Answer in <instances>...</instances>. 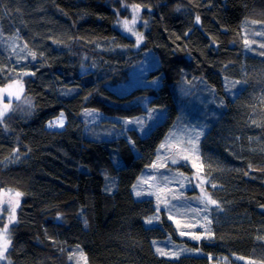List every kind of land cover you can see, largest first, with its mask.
<instances>
[{
	"label": "trees",
	"instance_id": "trees-1",
	"mask_svg": "<svg viewBox=\"0 0 264 264\" xmlns=\"http://www.w3.org/2000/svg\"><path fill=\"white\" fill-rule=\"evenodd\" d=\"M131 6L146 28L138 50L114 27ZM145 52L158 57L152 76L163 84L119 93ZM263 55L264 0H0V87L22 80L34 104L30 116L0 122V193L21 194L0 264H71L77 248L88 264L264 263ZM84 58L96 66L81 74ZM201 90L216 108L200 153L219 207L195 245L203 256L169 260L152 241L176 238L173 224L147 228L154 202L132 188ZM146 100L166 112L148 136L85 133L87 110L131 119L147 114ZM61 113L65 127L49 128Z\"/></svg>",
	"mask_w": 264,
	"mask_h": 264
},
{
	"label": "rangeland",
	"instance_id": "rangeland-1",
	"mask_svg": "<svg viewBox=\"0 0 264 264\" xmlns=\"http://www.w3.org/2000/svg\"><path fill=\"white\" fill-rule=\"evenodd\" d=\"M129 8L131 12L130 16L119 19L115 22L114 27L133 39L135 43L133 48L134 50H138L144 42L146 28L140 27L142 22V18L140 17L142 10L140 7L131 6ZM125 20L128 21L127 27L123 23ZM133 33L143 37L139 43V47L136 46L137 35ZM11 43L17 47L20 46L18 45L20 43L16 40ZM249 46H252L251 42H249ZM12 48L15 52L19 50L16 47ZM158 65L160 66L158 57L152 52H145L144 59L131 70L128 82L117 85L115 90L124 94L140 86L159 88L163 84L162 75L152 76V73L155 72ZM95 66L94 62L84 58L80 72L81 74H85L93 70ZM9 84L12 85L11 88H7L8 84L0 87L7 88L6 92L0 93V97H2L0 111L4 112L2 122L11 113L28 117L34 110L33 101L25 94L23 81L17 80ZM8 93H11V96ZM207 94L206 91L201 90L195 101L185 108H181L177 122L158 147L155 163L141 173L132 188L133 195L137 200L150 199L154 202L156 212L151 217L145 219L147 228H163L164 218L173 224L176 231V238L173 234H168L162 240L152 241L154 251L159 256L169 260H178L186 256H203V252L195 245L200 244L201 240L206 238L207 230L211 222L212 210L216 207V205L208 203L207 200L209 196L211 197L209 192L210 183L203 174L200 153L201 140L209 131V122L216 116L214 115L216 108L212 105ZM147 101L143 102L144 106L148 109L147 114L131 119L106 117L102 113L87 110L82 115V119L85 121V133L88 137L92 136L94 140L106 141H111L121 136L128 138L129 129L138 130L143 137L148 136L158 124L165 121L166 112L163 108L150 107ZM4 104H8L9 107L4 109ZM153 109H157L158 111L153 112ZM89 112L95 116L93 120L88 118L86 113ZM61 114H63L65 127L67 117L65 113ZM60 118L61 115L53 121H57ZM137 119L142 120L143 124L125 123L128 120L136 121ZM99 125L101 126L98 129ZM47 126L49 127V123ZM49 128L63 129L60 127ZM195 132H202V135L199 136L198 140L189 143L188 141L195 135ZM193 148L196 150L192 151ZM173 160L176 163H173ZM116 162H121V160L116 158ZM181 166H185L187 169ZM137 191L141 192L140 196L136 195ZM17 206L18 197L15 193L10 190H5L0 193V216L6 219V235L8 238V228L16 222ZM169 216L172 218L169 219ZM9 217H11V220ZM157 217L158 219H156ZM148 219H153V223H146ZM2 230L0 229V231ZM181 232L184 235H181ZM196 237H199V239ZM157 248L162 249L163 252L169 255H162L157 251ZM83 257H86L85 253L80 248H77L71 258V264H85ZM240 259L245 264H264L250 259ZM211 264L216 263L213 262Z\"/></svg>",
	"mask_w": 264,
	"mask_h": 264
},
{
	"label": "snow or ice",
	"instance_id": "snow-or-ice-1",
	"mask_svg": "<svg viewBox=\"0 0 264 264\" xmlns=\"http://www.w3.org/2000/svg\"><path fill=\"white\" fill-rule=\"evenodd\" d=\"M137 8L139 6H136ZM197 21H199V17L197 16L196 17ZM124 26L127 27V24H128V21H124ZM130 30V29H129ZM134 35H137V43H136V46L139 47V43L141 42V40L143 39L142 36H140L139 34H136V33H133ZM153 83H155V81H153ZM236 83H239V81H237ZM12 85L11 84H8L7 85V88H11ZM7 88H0V93H4L7 91ZM9 96H11V93H8ZM17 99H19V97H17ZM0 102H2V97H0ZM9 107L8 104H4V109H7ZM153 112H156L158 111L157 109H153L152 110ZM87 115H92V113H86ZM3 115H4V112L3 111H0V122H2V118H3ZM151 118V117H150ZM125 123L127 124H143V121L140 120V119H137L136 121H132V120H128L126 121ZM49 127H60V128H63L64 127V123H63V114H61V118L58 119L57 121H52V122H49ZM195 131V130H194ZM202 135V132H195V135L193 137L190 138V140L188 141L189 143L193 142V141H196L199 139V136ZM133 146H134V141H130ZM161 147H163V145H161ZM196 149L193 148L192 151H195ZM185 159H187V157H185ZM173 163H176L175 160H173ZM195 166V165H194ZM212 187H215V185L213 184ZM17 197L20 196L21 194L20 193H16L15 194ZM136 195L137 196H140L141 195V192L140 191H137L136 192ZM208 200V203H211L212 205H216L217 207H219L218 203L216 200H213L211 199V197L209 196L207 198ZM158 210V209H157ZM14 211V209H13ZM172 217L169 216V219H171ZM9 219L11 220V217H9ZM158 219V217L156 218ZM146 223L148 224H151L153 223V219H148L146 220ZM7 226L5 225L3 227V230L0 231V260H3L5 259V252L7 251V248H8V245L11 243L10 239L7 237ZM181 235H184L183 232L180 233ZM197 239H199V237H196ZM157 251L159 253H161L162 255H169L168 253H165L163 252L162 249L160 248H157ZM84 260H85V264H87V258L86 257H83Z\"/></svg>",
	"mask_w": 264,
	"mask_h": 264
}]
</instances>
